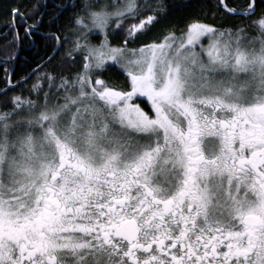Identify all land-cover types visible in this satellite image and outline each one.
Masks as SVG:
<instances>
[{
    "label": "snow or ice",
    "instance_id": "obj_1",
    "mask_svg": "<svg viewBox=\"0 0 264 264\" xmlns=\"http://www.w3.org/2000/svg\"><path fill=\"white\" fill-rule=\"evenodd\" d=\"M53 7L7 12L52 54L4 70L0 264H264V0Z\"/></svg>",
    "mask_w": 264,
    "mask_h": 264
},
{
    "label": "trees",
    "instance_id": "obj_2",
    "mask_svg": "<svg viewBox=\"0 0 264 264\" xmlns=\"http://www.w3.org/2000/svg\"><path fill=\"white\" fill-rule=\"evenodd\" d=\"M20 2H23L25 5H27V7H31L35 0H0V27L8 19L7 12L9 6ZM212 2L213 0H169V6L173 9V11L169 13V20H179L180 18L191 13L200 12L202 8L206 11ZM48 19L49 17L45 15L44 21L46 22ZM29 22L32 23L31 20H29ZM41 27H43V25ZM5 29L6 27L4 26L0 30V60L2 59L6 61L0 66V82H4V69L10 68L11 66V63L7 60L13 58L17 54L18 47V40L16 36H9L6 34L4 35ZM151 39L152 38H149L148 42H151ZM32 40L35 47L30 50H26L24 46H27V48L31 47V39L23 38L22 40V48L17 54L16 58L12 61V65H15L14 77L18 76L22 69H29L31 66L28 64L33 62L37 55H41L39 58V61L41 62V59L45 57L46 52L49 55L52 54L51 50L46 47L47 42L45 41V38L41 39L40 37L32 36ZM26 59L29 63L25 62Z\"/></svg>",
    "mask_w": 264,
    "mask_h": 264
},
{
    "label": "flooded vegetation",
    "instance_id": "obj_3",
    "mask_svg": "<svg viewBox=\"0 0 264 264\" xmlns=\"http://www.w3.org/2000/svg\"><path fill=\"white\" fill-rule=\"evenodd\" d=\"M40 2L42 4L46 3L47 4V8L46 9H42L43 11H46V12H54L55 11V8L53 7L54 4H60L61 3V0H40ZM30 8V7H29ZM49 17V16H48ZM28 23L30 24V22L28 21ZM6 27V29L4 30V35H14L16 36V31L19 32V39L18 40V47H17V54L19 53V51L21 50L22 48V40L23 38H28V39H31V44L32 46L27 48V46H24V48L26 50H30V49H33L35 46H34V42L32 40V36H36V37H40L41 39L44 38L45 34L49 31V29L47 28L46 24L43 25V27H40L37 31H35L33 33L32 36H26L25 35V31H24V25L21 23V22H17V26H16V30L14 31L13 28L8 25L5 21V23L0 27V30L3 28V27ZM21 37V38H20ZM17 54L11 58V59H8L7 61H9L11 63V66L10 68H7L8 70V73H9V77L12 81L13 84H15L17 81H20L21 78L25 77V76H28L30 73H32L34 70L38 71L37 69V64L40 63L39 61V58L41 57L40 56H36L34 58V61L33 62H28V60L26 59L25 62L26 63H29L28 65H30L31 67L27 70L25 69H22L20 71V73L18 74V76H15L14 77V71H15V65H12V61L16 58ZM6 61L5 60H0V66L5 63ZM5 70V69H4ZM111 76V72H107L105 73V77H110ZM114 79V77H112ZM4 79V82H0V89H3L6 85H5V77L3 78ZM32 80H35V76L32 77ZM29 83H31V81H29ZM17 91H19V88H17Z\"/></svg>",
    "mask_w": 264,
    "mask_h": 264
}]
</instances>
